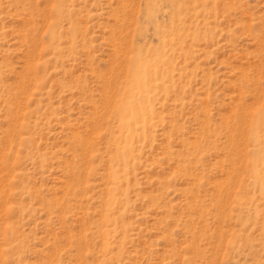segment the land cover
I'll return each mask as SVG.
<instances>
[{"label": "rangeland", "instance_id": "374dc122", "mask_svg": "<svg viewBox=\"0 0 264 264\" xmlns=\"http://www.w3.org/2000/svg\"><path fill=\"white\" fill-rule=\"evenodd\" d=\"M0 264H264V0H0Z\"/></svg>", "mask_w": 264, "mask_h": 264}, {"label": "bare ground", "instance_id": "6f19581e", "mask_svg": "<svg viewBox=\"0 0 264 264\" xmlns=\"http://www.w3.org/2000/svg\"><path fill=\"white\" fill-rule=\"evenodd\" d=\"M138 61V60H137ZM142 62V61H141ZM140 62V63H141ZM139 63V64H140ZM142 64V63H141ZM147 76V78L150 79V72L149 70L145 69L142 65L140 67H138L137 70L134 71L133 76H134V80L136 81L135 84L138 85L141 83L142 77ZM153 78V77H152ZM152 80V79H151ZM126 150V149H125Z\"/></svg>", "mask_w": 264, "mask_h": 264}]
</instances>
